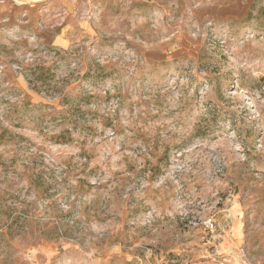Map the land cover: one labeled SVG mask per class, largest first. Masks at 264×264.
<instances>
[{"label":"rangeland","instance_id":"obj_1","mask_svg":"<svg viewBox=\"0 0 264 264\" xmlns=\"http://www.w3.org/2000/svg\"><path fill=\"white\" fill-rule=\"evenodd\" d=\"M0 264H264V0H0Z\"/></svg>","mask_w":264,"mask_h":264}]
</instances>
